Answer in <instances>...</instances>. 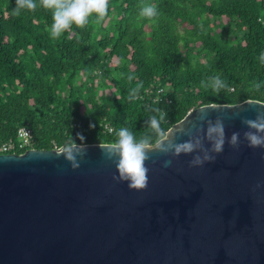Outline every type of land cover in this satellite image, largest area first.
<instances>
[{
  "label": "trees",
  "instance_id": "trees-1",
  "mask_svg": "<svg viewBox=\"0 0 264 264\" xmlns=\"http://www.w3.org/2000/svg\"><path fill=\"white\" fill-rule=\"evenodd\" d=\"M36 2L15 15V0H0V146L16 144L20 128L32 135L11 153L79 144L77 133L85 145L108 144L121 127L155 143L152 109L167 113V132L202 106L264 103V0H109L100 24L73 25L58 39L51 11ZM145 4L158 16L141 17ZM216 74L226 88L202 87Z\"/></svg>",
  "mask_w": 264,
  "mask_h": 264
},
{
  "label": "water",
  "instance_id": "water-1",
  "mask_svg": "<svg viewBox=\"0 0 264 264\" xmlns=\"http://www.w3.org/2000/svg\"><path fill=\"white\" fill-rule=\"evenodd\" d=\"M210 106L226 138L241 133L239 149L225 143L192 168L191 155L153 151L140 191L112 179L106 144H88L75 170L61 148L0 154V264H264V149L246 146L241 123L264 103L202 106L168 131L192 128Z\"/></svg>",
  "mask_w": 264,
  "mask_h": 264
},
{
  "label": "clouds",
  "instance_id": "clouds-1",
  "mask_svg": "<svg viewBox=\"0 0 264 264\" xmlns=\"http://www.w3.org/2000/svg\"><path fill=\"white\" fill-rule=\"evenodd\" d=\"M15 4L16 7L13 9L15 15H19L22 10L35 11L37 8L36 0H15ZM108 4L109 0H39V6L52 13V23L48 29L52 39L60 38L73 25L83 28L90 21H94L97 25L100 24L108 15ZM158 14L157 8L150 4H145L140 9V16L150 20ZM259 59L264 63V52L261 53ZM131 79L130 76L129 80ZM201 85L205 89L211 87L219 92L227 87V82L216 74L208 77L206 81L202 80ZM260 86L258 82L252 85L255 89H259ZM142 87L143 84L140 83L130 89L128 99H139L138 94ZM208 109L219 108L215 106L202 108L198 124H194L188 130L177 128L175 131L168 132L160 126L161 122L166 119L167 113L160 108L152 109L158 114L150 117L148 121L152 133L156 136L155 143L147 133L137 138L128 128L121 127L116 132L117 139L114 142L99 146L103 150L104 158L115 166L117 175H114L112 179L117 182H127L129 190L146 189L150 170L146 162L150 160L149 153L153 151L165 156L170 155L173 158L181 154L191 155L188 166L192 168L214 162L216 155L224 151L225 143L232 149L238 150L242 143L241 133L234 131L226 138L223 117L218 115L214 119L209 118L208 112L204 111ZM241 123L247 128V131L243 132V142H246V146L253 149H264V111L257 110L254 119L241 118ZM93 126L90 125V127ZM177 132L187 136V139L177 142ZM76 136L81 143L77 144L73 141L55 152L57 156L62 155L73 170L80 167V160L87 148V145L83 143L85 137L81 133H77ZM171 164V159L165 160L163 167H169ZM260 186V183H257L255 187Z\"/></svg>",
  "mask_w": 264,
  "mask_h": 264
},
{
  "label": "built area",
  "instance_id": "built-area-1",
  "mask_svg": "<svg viewBox=\"0 0 264 264\" xmlns=\"http://www.w3.org/2000/svg\"><path fill=\"white\" fill-rule=\"evenodd\" d=\"M31 139H32L31 132L26 128H20L17 132L16 144L9 142V143H6L0 146V154H18V153H11V152L15 150H23L24 148L29 146Z\"/></svg>",
  "mask_w": 264,
  "mask_h": 264
}]
</instances>
